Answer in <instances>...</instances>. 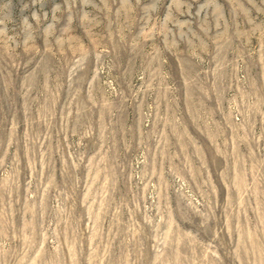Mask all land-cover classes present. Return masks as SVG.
Here are the masks:
<instances>
[{
	"label": "rangeland",
	"instance_id": "rangeland-1",
	"mask_svg": "<svg viewBox=\"0 0 264 264\" xmlns=\"http://www.w3.org/2000/svg\"><path fill=\"white\" fill-rule=\"evenodd\" d=\"M0 264H264V0H0Z\"/></svg>",
	"mask_w": 264,
	"mask_h": 264
}]
</instances>
